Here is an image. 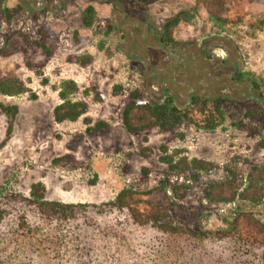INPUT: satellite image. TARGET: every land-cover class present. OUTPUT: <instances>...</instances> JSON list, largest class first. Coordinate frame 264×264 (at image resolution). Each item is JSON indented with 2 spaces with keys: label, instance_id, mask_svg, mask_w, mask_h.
Instances as JSON below:
<instances>
[{
  "label": "rangeland",
  "instance_id": "374dc122",
  "mask_svg": "<svg viewBox=\"0 0 264 264\" xmlns=\"http://www.w3.org/2000/svg\"><path fill=\"white\" fill-rule=\"evenodd\" d=\"M143 1L160 32L182 13L167 49L144 41V29L136 35L138 26L128 21L111 30L124 17L108 4L72 0L60 14L20 13L11 22L0 13V88L15 93L0 94V202L28 197L41 184L47 201L99 207L132 189L191 234L224 229L239 212L264 223V0ZM17 4L6 0L3 7ZM89 4L95 22L86 28L82 12ZM43 26L50 30L45 41L38 36ZM66 82L76 87L68 99L85 102L87 113L56 123L53 111ZM163 90L180 109L191 97L200 99L189 120L128 133L123 113L131 95L154 103ZM203 98L218 99L222 112L212 130L203 119L216 113L203 107ZM10 107L17 108L14 116L4 112ZM85 119L109 129L88 136ZM127 238L99 264H212L198 243L140 227Z\"/></svg>",
  "mask_w": 264,
  "mask_h": 264
},
{
  "label": "trees",
  "instance_id": "16d2710c",
  "mask_svg": "<svg viewBox=\"0 0 264 264\" xmlns=\"http://www.w3.org/2000/svg\"><path fill=\"white\" fill-rule=\"evenodd\" d=\"M5 1L0 0V13L5 22H11L20 13H25L32 19L46 11L60 14L72 0H18L14 8H4ZM86 1L108 4L113 12L118 11L123 15V20L118 22V26L110 27L111 30L119 31L120 25L128 21L138 26L135 29L136 35H140L143 28V40L147 42L151 38L153 43L163 49H167L173 42L172 30L183 21L182 13H178L166 21L160 32L152 23L143 0H128L127 3L122 0ZM196 3L204 6L209 4L207 0H196ZM128 7H131L132 13H128ZM135 14L140 17H134ZM216 20L221 22L220 18ZM94 22L95 9L89 4L82 12V24L90 28ZM49 32L46 26L40 28V40L45 41ZM124 54L131 59L127 53ZM87 64L88 61L80 63L82 67ZM75 88L74 82H66L59 92L62 103L53 111L56 123L74 122L87 113L85 102L68 99ZM116 89L117 87H113V95L117 94ZM0 94L12 96L15 93L0 88ZM166 94L163 90L161 99L153 103L141 100L138 93H133L131 102L123 113L125 130L134 133L154 126L168 129L188 121L192 112L189 108L196 104L194 101L200 99L191 97L187 105L180 109L174 105L173 98H168ZM97 101H103V96L99 95ZM201 101L204 108L208 104L212 105V110L216 113L213 115L211 111L203 119V127L212 130L217 124V117L222 116L218 99L203 98ZM16 111V107L4 110L12 116ZM84 122L88 136L101 135L109 129L105 122H97L93 126L90 120L85 119ZM192 164L195 168H204L198 161H193ZM146 195L124 189L114 201L99 207L91 204H65L45 200L44 188L41 184H36L31 187L28 197H3L0 202V264H99L102 259L116 256L117 245L123 246L124 243L126 246L131 229L138 227L157 231L171 239L170 241L181 239L183 243L203 245L205 251L201 250L206 252L204 256L213 258L212 264H264V223L252 213H236L224 229L213 233L191 234L173 225L166 208L144 201L143 197ZM207 198L213 200L210 194H207ZM221 200L230 202L233 199L230 197ZM204 245L214 246L215 252L213 250L212 254L211 250L207 253V246Z\"/></svg>",
  "mask_w": 264,
  "mask_h": 264
},
{
  "label": "flooded vegetation",
  "instance_id": "af4514ba",
  "mask_svg": "<svg viewBox=\"0 0 264 264\" xmlns=\"http://www.w3.org/2000/svg\"><path fill=\"white\" fill-rule=\"evenodd\" d=\"M157 87H158L159 89H161V87H160L159 85H157Z\"/></svg>",
  "mask_w": 264,
  "mask_h": 264
}]
</instances>
